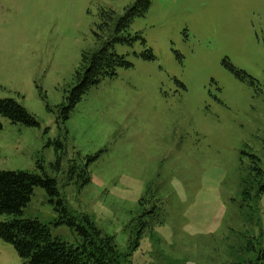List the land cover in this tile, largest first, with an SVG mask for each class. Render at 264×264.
I'll use <instances>...</instances> for the list:
<instances>
[{
  "label": "rangeland",
  "instance_id": "1",
  "mask_svg": "<svg viewBox=\"0 0 264 264\" xmlns=\"http://www.w3.org/2000/svg\"><path fill=\"white\" fill-rule=\"evenodd\" d=\"M104 48L130 67L65 119L84 56ZM1 100L40 126L0 117V171L54 179L60 194L35 188L21 219L76 248L70 219L88 220L121 264H257L264 0H0ZM0 264L26 263L0 238Z\"/></svg>",
  "mask_w": 264,
  "mask_h": 264
},
{
  "label": "trees",
  "instance_id": "2",
  "mask_svg": "<svg viewBox=\"0 0 264 264\" xmlns=\"http://www.w3.org/2000/svg\"><path fill=\"white\" fill-rule=\"evenodd\" d=\"M120 67H130V64L108 48L92 57L85 55L76 74L77 86L68 98L69 104L60 107L62 117L69 119L83 95L103 79L115 77ZM0 117H7L12 124L40 126L36 118L15 100L0 101ZM37 187L44 188L52 198L60 196L54 179H44L29 172L0 171V215L9 216V219L0 223V238L12 244L26 264H121V255L113 238L103 236L88 220L87 226H84L76 225L75 220L70 219L84 241L76 248L62 240L53 239L49 227L40 221L21 219L23 209L30 203ZM58 211L69 217L61 198ZM257 264H264V252Z\"/></svg>",
  "mask_w": 264,
  "mask_h": 264
}]
</instances>
